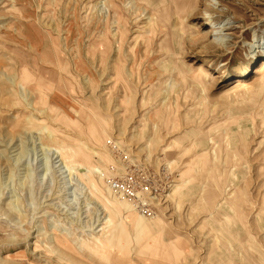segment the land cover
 Wrapping results in <instances>:
<instances>
[{"label": "rangeland", "instance_id": "rangeland-1", "mask_svg": "<svg viewBox=\"0 0 264 264\" xmlns=\"http://www.w3.org/2000/svg\"><path fill=\"white\" fill-rule=\"evenodd\" d=\"M219 8L0 0V264H264V0Z\"/></svg>", "mask_w": 264, "mask_h": 264}, {"label": "bare ground", "instance_id": "bare-ground-1", "mask_svg": "<svg viewBox=\"0 0 264 264\" xmlns=\"http://www.w3.org/2000/svg\"><path fill=\"white\" fill-rule=\"evenodd\" d=\"M211 1V6L213 7V11H212V15L210 16V18L212 19V22H213V20H215V19H217V18H220L221 16H224V15H226L227 14V11H225V10H220V4H221V0H210ZM218 5H219V7H218ZM215 14H216V16H215ZM230 19V18H229ZM227 20V19H226ZM232 22L230 21V20H227L225 23H222L221 22V24H220V28L217 30V37H216V39H215V41H216V43H220L221 45H226V46H228L229 45V43H228V39H227V36H228V34L227 33H224V30L226 31V30H228V29H231V28H233V27H230L229 25L231 24ZM232 25V24H231ZM214 33V30H211V32L209 33V34H213ZM262 57L261 58H263V60H262V62H261V65L256 69V73L257 74H259L260 76H259V78H257V80L264 86V55H261ZM249 70L250 69H246L245 70V72H249ZM205 72H206V70H205V68L203 67V66H201L199 69H198V74H199V76H202V77H206L207 75L205 74ZM249 87V84L248 83H246V82H244V81H239V83H238V85L236 86V88L237 89H241V90H244V89H247ZM99 132V131H98ZM94 133V132H93ZM100 133V132H99ZM52 136V137H51ZM57 136H55L54 137V132L53 131H51V135H50V137L49 136H45V140L43 139V143L42 144H44L45 146H47V144L46 143H48L50 140H54V138H56ZM103 137V136H102ZM58 141V140H57ZM48 146H50V142H49V145ZM59 150V152H60V156L62 157V159H65V160H67L66 158H67V156H68V154H67V152L66 153H64L63 152V148H58ZM87 151V150H86ZM75 155H78L79 153H76V152H73ZM85 154H87V153H85ZM90 155V154H89ZM19 160V159H18ZM64 160V161H65ZM64 164H66V163H64ZM90 165V163L89 162H86L85 163V168H82V170L83 169H85V173H86V175H87V177H88V180H91V179H89V178H91V175H92V172H94V171H97L96 170V167L95 166H89ZM69 166V165H68ZM84 166V165H83ZM71 169H73L74 167L73 166H69ZM68 167V168H69ZM91 184H92V187L94 188V190H96L101 196H106L107 198H110V196L112 197V195L108 192H104V190H101V187H99L98 185H97V183H96V181L95 180H91ZM90 185V184H89ZM91 187V186H90ZM63 189V188H62ZM93 190V189H92ZM62 191V190H61ZM62 193V192H61ZM65 194V193H64ZM101 198V197H100ZM115 231V230H114ZM117 231V230H116ZM112 232H113V230H112ZM110 233V232H109ZM115 233V232H114ZM117 233H120V232H117ZM108 234V233H107ZM112 233H110V235H111ZM119 235V234H118ZM105 236V235H104ZM116 236V235H115ZM114 236V238H116ZM102 237V236H101ZM166 237V236H165ZM108 238V237H107ZM118 238V237H117ZM102 241V240H101ZM105 241H106V239H105ZM106 242H109V240H107ZM113 243H114V241H112ZM105 243V242H104ZM177 244L176 243H172V244H170L169 246L173 249V250H175L176 252H178L177 250H178V247L176 246ZM169 246H168V248H169ZM119 249H121L120 247H119ZM126 250L127 249H124V250H119L120 252V256L118 257V259L119 260H122V261H126V262H128L129 261V254L126 252ZM108 253V252H107ZM110 254V253H109ZM107 257V256H106ZM109 259V258H108ZM107 262V261H106ZM108 263V262H107ZM133 263L135 264V262L133 261ZM130 264V263H129ZM132 264V263H131ZM137 264V263H136Z\"/></svg>", "mask_w": 264, "mask_h": 264}, {"label": "built area", "instance_id": "built-area-1", "mask_svg": "<svg viewBox=\"0 0 264 264\" xmlns=\"http://www.w3.org/2000/svg\"><path fill=\"white\" fill-rule=\"evenodd\" d=\"M110 187L117 193L129 198L130 201L132 200L133 205H136V207L141 209L143 212L148 213L149 215H155V212L146 205V200L143 196H141V193L137 189L130 186L126 179L111 180Z\"/></svg>", "mask_w": 264, "mask_h": 264}]
</instances>
